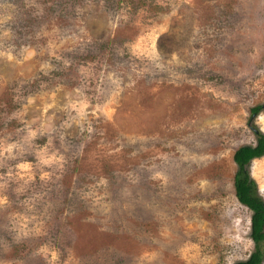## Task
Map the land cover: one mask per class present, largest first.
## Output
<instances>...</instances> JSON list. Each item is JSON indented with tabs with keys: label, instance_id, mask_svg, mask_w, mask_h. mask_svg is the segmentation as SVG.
I'll return each mask as SVG.
<instances>
[{
	"label": "rangeland",
	"instance_id": "1",
	"mask_svg": "<svg viewBox=\"0 0 264 264\" xmlns=\"http://www.w3.org/2000/svg\"><path fill=\"white\" fill-rule=\"evenodd\" d=\"M263 105L264 0H0V264L245 261Z\"/></svg>",
	"mask_w": 264,
	"mask_h": 264
},
{
	"label": "trees",
	"instance_id": "2",
	"mask_svg": "<svg viewBox=\"0 0 264 264\" xmlns=\"http://www.w3.org/2000/svg\"><path fill=\"white\" fill-rule=\"evenodd\" d=\"M262 110L264 105L252 108L251 112L256 115ZM257 139V147L240 148L234 157L239 167L235 179L236 196L252 213L250 238L254 243V251L249 258L235 264H264V200L258 195L256 184L247 169L253 157L264 156V135L257 134Z\"/></svg>",
	"mask_w": 264,
	"mask_h": 264
},
{
	"label": "bare ground",
	"instance_id": "3",
	"mask_svg": "<svg viewBox=\"0 0 264 264\" xmlns=\"http://www.w3.org/2000/svg\"><path fill=\"white\" fill-rule=\"evenodd\" d=\"M26 67V66H25ZM258 134V133H257ZM259 139V138H258Z\"/></svg>",
	"mask_w": 264,
	"mask_h": 264
}]
</instances>
